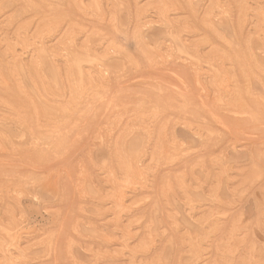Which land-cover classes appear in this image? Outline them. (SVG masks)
Masks as SVG:
<instances>
[{"label":"rangeland","instance_id":"obj_1","mask_svg":"<svg viewBox=\"0 0 264 264\" xmlns=\"http://www.w3.org/2000/svg\"><path fill=\"white\" fill-rule=\"evenodd\" d=\"M0 264H264V0H0Z\"/></svg>","mask_w":264,"mask_h":264},{"label":"bare ground","instance_id":"obj_2","mask_svg":"<svg viewBox=\"0 0 264 264\" xmlns=\"http://www.w3.org/2000/svg\"><path fill=\"white\" fill-rule=\"evenodd\" d=\"M80 57H81V55H80ZM86 57H87V56H86ZM86 57H85V61H86ZM81 58H82V57H81ZM77 71H79V70H77ZM80 71L82 72V70H80ZM80 71H79V72H80ZM82 74H83V73H82ZM83 75H84V74H83Z\"/></svg>","mask_w":264,"mask_h":264}]
</instances>
